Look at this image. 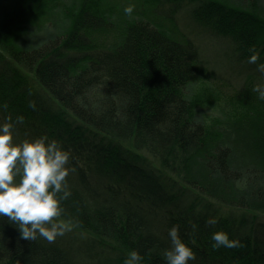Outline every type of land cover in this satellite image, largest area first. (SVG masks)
<instances>
[{"label":"trees","instance_id":"1","mask_svg":"<svg viewBox=\"0 0 264 264\" xmlns=\"http://www.w3.org/2000/svg\"><path fill=\"white\" fill-rule=\"evenodd\" d=\"M185 14L241 66L258 50L264 79V0H0V123L22 114L14 141L56 140L75 167L72 230L28 240L0 216V264H123L132 249L166 264L173 225L189 264H264V99L249 86L237 100L254 114L197 118L185 88L207 63ZM219 230L239 244L212 248Z\"/></svg>","mask_w":264,"mask_h":264},{"label":"clouds","instance_id":"2","mask_svg":"<svg viewBox=\"0 0 264 264\" xmlns=\"http://www.w3.org/2000/svg\"><path fill=\"white\" fill-rule=\"evenodd\" d=\"M134 4H128L124 12L132 14ZM249 63L260 60V52L251 49ZM259 71L264 72V62L258 63ZM254 91L259 99H264V84L257 83ZM35 107V102H31ZM20 114L15 121L11 115L0 123V216H7L14 222L22 238L36 240L44 237L54 242L58 236L72 230L71 221L59 219L63 214L62 200L71 195L67 177L75 167H69L71 152L56 140L46 136L34 140L14 141L13 129L16 123L23 122ZM62 193V195H60ZM216 217H209L206 223L215 225ZM172 247L164 250L166 264H189L196 258L193 249L180 235V226L169 229ZM211 247L233 248L239 244L230 233L224 230L213 232ZM144 257L136 249L130 250L123 264H143Z\"/></svg>","mask_w":264,"mask_h":264},{"label":"rangeland","instance_id":"3","mask_svg":"<svg viewBox=\"0 0 264 264\" xmlns=\"http://www.w3.org/2000/svg\"><path fill=\"white\" fill-rule=\"evenodd\" d=\"M178 20L182 30L195 42L207 63L203 77L194 79L185 88L197 118L211 128H217L228 119L257 112L259 107L242 104L237 100L244 88L250 86L254 90L255 84H264L255 64L241 66L242 63L231 57L232 49L228 42L219 38L211 29L203 26L198 28L188 15H180ZM35 34L33 38L39 42L46 32Z\"/></svg>","mask_w":264,"mask_h":264}]
</instances>
